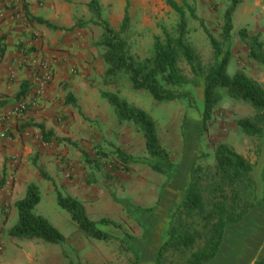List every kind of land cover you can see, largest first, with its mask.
<instances>
[{
	"label": "rangeland",
	"instance_id": "rangeland-1",
	"mask_svg": "<svg viewBox=\"0 0 264 264\" xmlns=\"http://www.w3.org/2000/svg\"><path fill=\"white\" fill-rule=\"evenodd\" d=\"M188 1L220 43L222 54L228 56L227 75L244 73L264 88V0H245L238 6L227 42L221 36L226 2ZM89 2L0 0V49H4L0 65L11 51L9 47L16 48L21 55L11 58L12 64L0 74V264H69V260L81 264H134L136 260L139 264H154L171 216L188 187L191 170L202 167L205 174L212 172L213 152L219 144L231 147L250 164H256L255 204L261 203L260 208H264V112L258 113L219 91L221 101L212 112L208 131L202 133V105L192 87L194 78L180 55L177 66L189 83L182 91L189 92L194 100L192 106L184 100L155 102L144 91H132L124 79L117 85L107 82L103 78L106 66L102 51L97 46L102 30L87 7ZM97 3L102 19L118 31L126 0ZM23 4L31 12L34 7L36 14H32L48 21L53 28L32 25L24 17ZM128 16L129 29L124 39L130 54L141 59L150 57L153 38L161 35L159 27L171 31L177 23L176 14L164 0H129ZM240 31H244L245 40ZM186 41L205 72L214 59L199 22L188 21ZM34 42L41 43L43 50L34 48ZM24 82L28 84V93L20 100L17 94ZM102 92L117 95L155 121L160 143L170 154V165L149 161L140 133L130 124L117 122L112 108L101 98ZM67 95L73 97L74 105L64 103ZM254 118L261 134H242L237 121ZM38 126L50 131V143L44 140ZM112 146L139 162L130 166L128 172H113L109 164L99 172L84 161L82 153L93 157L98 148L109 151ZM151 165L167 169L168 177L152 171ZM40 171L52 182L43 180ZM52 183L63 195L78 201L91 221L109 219L126 234L111 232L113 237L108 242L86 237L70 216L57 207ZM30 184L37 186L41 195L34 214L46 218L60 232L65 239L62 247L10 235L17 222L14 203L24 197ZM216 184L202 175L200 192L206 211L216 201L224 205L232 202L231 189L225 188L224 198L213 192ZM241 198L246 204L252 201L248 193L242 192ZM148 208L154 209L144 212ZM239 209L236 208L237 212ZM241 263V257L226 262Z\"/></svg>",
	"mask_w": 264,
	"mask_h": 264
},
{
	"label": "trees",
	"instance_id": "trees-1",
	"mask_svg": "<svg viewBox=\"0 0 264 264\" xmlns=\"http://www.w3.org/2000/svg\"><path fill=\"white\" fill-rule=\"evenodd\" d=\"M227 4L222 16V41L227 42L233 30L232 16L238 6L245 0H224ZM166 6L177 16V23L168 30L161 26V35L153 38L150 57L141 59L130 54L125 34L129 29L128 4L126 0L124 14L118 31L112 29L102 19L101 9L97 0H90L87 7L93 13L98 26L102 30L101 38L97 46L101 48V59L105 64L104 80L117 85L124 79L132 91H144L155 102L172 103L184 100L192 106L193 99L189 92L182 91L189 83L181 75L177 66V57L180 55L188 65L194 78L192 87L199 97L202 105V133L208 131V122L215 107L220 103L219 91L237 102L251 106L258 113L264 112V88L248 78L244 73L227 75L228 56L222 54L221 45L211 35L195 13L193 5L188 0H164ZM24 17L37 25L53 28L48 21L30 14L25 4L22 5ZM199 22L213 52V65L203 72L199 58L187 44L188 21ZM239 35L245 40L244 31ZM4 49H0V58ZM201 80L202 82L200 83ZM202 85V86H201ZM28 93L27 82L22 83V89L17 98L23 100ZM101 98L112 108L119 124L132 125L141 135L144 150L149 161H160L170 165V154L160 143L155 121L143 110L130 106L126 100L117 95L102 92ZM66 105H74L71 95H67ZM239 131L246 136H259L261 131L257 124V118L239 119L237 121ZM42 137L48 143L52 141L50 131H45L43 126H38ZM56 142L61 140L57 138ZM214 167L212 172H204L202 167H194L190 172L188 187L180 196L178 205L171 216L165 240L159 245L155 255L154 264H208L217 255L222 242L224 229L227 226L238 224L243 217L252 211L256 203L258 185L256 182V164H250L234 149L219 144L214 149ZM84 161L93 169L101 172V168L108 166L111 171L128 172L129 167L139 161L119 148L113 147L109 151L98 148L92 157L82 153ZM102 162H109L104 165ZM150 168L155 173L168 177L169 171L154 165ZM40 177L52 182L45 173L40 171ZM206 175L211 181L217 183L214 193L227 198L225 188L231 189V201L224 205L221 201L212 203L211 209L206 211L204 198L200 192L202 175ZM110 178L109 175H104ZM238 185V188H234ZM55 201L58 208L65 211L75 223L78 230L86 237L108 242L115 234H126L122 227L115 222L102 218L98 223L91 221L83 206L69 196H65L59 188L52 183ZM248 193L252 201L248 204L241 198V193ZM41 202L40 191L37 186H27L24 197L14 203L17 213V222L10 230V235L17 239H36L50 245L62 247L64 237L56 230L46 218L34 214L35 208ZM243 202V204H240ZM239 207V212L236 208ZM154 208L145 209L151 212ZM1 214V208H0ZM102 229H101V228ZM69 264H81L78 261L69 260ZM134 264H139L136 260ZM254 264H264V258L255 261Z\"/></svg>",
	"mask_w": 264,
	"mask_h": 264
},
{
	"label": "crops",
	"instance_id": "crops-1",
	"mask_svg": "<svg viewBox=\"0 0 264 264\" xmlns=\"http://www.w3.org/2000/svg\"><path fill=\"white\" fill-rule=\"evenodd\" d=\"M34 9V7H31L32 12L29 9L28 11L32 16L37 17L32 14H36ZM32 25L35 24L33 23ZM46 33L43 32V34L45 35ZM33 44L34 48H37L38 46V48L41 47V49L43 50L41 43L34 42ZM69 47L70 46L68 45V48ZM8 49L11 51L5 55L2 65H0V74L4 72V69L7 67V65L12 64H10L11 58L20 55L16 48L9 47ZM72 50H74V48ZM67 58L69 59V57ZM59 68L60 70H63L61 69V67ZM246 76L248 78H251L249 75ZM260 205L256 204L254 209L247 213L238 224L227 226L224 229V234L218 253L216 257L208 264H226V262L232 261V258L235 260L240 257L242 258L241 264H254L255 261L263 259L264 208H260ZM239 248H241L243 253L240 252Z\"/></svg>",
	"mask_w": 264,
	"mask_h": 264
}]
</instances>
